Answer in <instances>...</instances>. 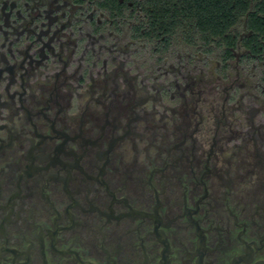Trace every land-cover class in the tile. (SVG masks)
<instances>
[{
  "label": "flooded vegetation",
  "instance_id": "obj_1",
  "mask_svg": "<svg viewBox=\"0 0 264 264\" xmlns=\"http://www.w3.org/2000/svg\"><path fill=\"white\" fill-rule=\"evenodd\" d=\"M262 3L0 0V264H264Z\"/></svg>",
  "mask_w": 264,
  "mask_h": 264
},
{
  "label": "trees",
  "instance_id": "obj_2",
  "mask_svg": "<svg viewBox=\"0 0 264 264\" xmlns=\"http://www.w3.org/2000/svg\"><path fill=\"white\" fill-rule=\"evenodd\" d=\"M156 5L155 9L162 8L169 11L175 9L177 11L183 10L184 18L189 17L191 20L194 18L193 13L195 11V3L200 5L201 16L206 20L218 19L217 13L221 10L224 11V4L227 0H151ZM234 0H231L233 2ZM240 0H237L239 2ZM264 7V0H263ZM163 6V7H161ZM223 18V15L221 16Z\"/></svg>",
  "mask_w": 264,
  "mask_h": 264
}]
</instances>
